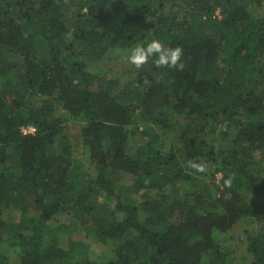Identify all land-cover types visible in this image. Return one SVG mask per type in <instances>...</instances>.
<instances>
[{"label": "trees", "instance_id": "1", "mask_svg": "<svg viewBox=\"0 0 264 264\" xmlns=\"http://www.w3.org/2000/svg\"><path fill=\"white\" fill-rule=\"evenodd\" d=\"M152 39L182 47L183 71L128 62ZM259 196L264 0H0V264H264ZM63 211L109 255L64 238ZM244 218L248 261L220 242Z\"/></svg>", "mask_w": 264, "mask_h": 264}, {"label": "rangeland", "instance_id": "2", "mask_svg": "<svg viewBox=\"0 0 264 264\" xmlns=\"http://www.w3.org/2000/svg\"><path fill=\"white\" fill-rule=\"evenodd\" d=\"M252 10L254 11V8ZM215 13L220 15L219 10L216 11ZM128 54L129 53H127V56ZM116 68L118 71H120V75L124 77L125 76L124 71H126V69L128 68V65L126 64V66H124L123 68L120 67V69L118 66H116ZM135 75L136 73H134V76ZM55 106L58 107L57 105ZM60 112H62V109H60V107L54 109L55 116H59ZM137 112L139 113V115L142 116L140 118L142 121L144 120L149 124H155L159 127L165 124V121H163V118L157 117L158 116L157 114H149V113H146L144 110H141V112L137 110ZM143 116L147 117L149 120L147 121ZM62 126L64 130L60 132L59 137L67 136L69 144H74L78 142L77 139L80 138L79 136L80 121L73 120V119H70L69 121L68 119H65L64 121H62ZM32 131H33L32 127H28L24 129L25 133H30ZM91 172L95 173V170L92 169ZM105 172H106V175H108L109 171L106 170ZM199 176H196L194 180L199 178ZM220 177H221V174L217 172L214 174L213 179L216 183H218V179ZM123 180L126 182H129L130 177L124 176ZM257 202L258 204H263L264 199L261 196H259L257 198ZM67 212L68 211L60 212V214L56 216L57 217L56 220H57V223L60 225V229L62 231L63 237L66 238L67 236H69L71 238L85 240L87 244L89 245V247L87 248V254L89 255L91 259H96L97 261L98 260L101 261L107 255H109V251H110L109 248L107 246L94 242V240L89 238L86 235V233L83 231V229L81 228L80 222L76 221L72 216H69L71 214ZM30 213L31 215H37L34 211H31ZM1 216L4 222L6 223L9 221V219L12 221H18L19 219L18 205L12 204V203L8 204L7 206L2 205L1 206ZM256 226L257 224L255 223V221L254 222L250 221L248 218L242 219L239 223H237L233 227L231 231H228L221 235L220 242H221L222 248L226 250L232 249L237 253V255L241 256L242 258H246V261H248L250 258L245 248L246 247V237L245 236H246L247 231L253 230ZM7 232H8L7 233L8 237L14 233L13 230H9ZM5 238H7L6 235H5Z\"/></svg>", "mask_w": 264, "mask_h": 264}, {"label": "clouds", "instance_id": "3", "mask_svg": "<svg viewBox=\"0 0 264 264\" xmlns=\"http://www.w3.org/2000/svg\"><path fill=\"white\" fill-rule=\"evenodd\" d=\"M184 52L182 47H168L159 39H152L145 45H137L130 50L128 54V62L136 69H142L148 63L150 58H155L154 63L157 67L173 68L183 71L185 65L181 60ZM188 166L198 173L208 171L207 165L203 162L189 161ZM232 176L224 181V187L232 186Z\"/></svg>", "mask_w": 264, "mask_h": 264}]
</instances>
